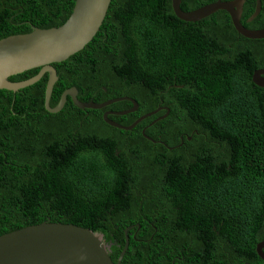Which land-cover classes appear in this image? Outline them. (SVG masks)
<instances>
[{"label": "trees", "instance_id": "1", "mask_svg": "<svg viewBox=\"0 0 264 264\" xmlns=\"http://www.w3.org/2000/svg\"><path fill=\"white\" fill-rule=\"evenodd\" d=\"M215 1L181 0L180 8ZM74 2L0 0V39L58 26ZM260 2L247 22L256 0H245L248 29L264 28ZM52 65L51 107L75 87L84 102L134 99L136 111L108 115L124 126L160 106L169 113L122 130L103 113L131 108L128 100L80 109L67 97L50 113L47 73L17 91L0 89V235L46 220L75 224L101 233L116 262L133 225L121 264H264L256 253L264 240V87L252 79L264 69V38L240 35L224 10L187 22L171 0H111L93 38ZM127 179L133 189L116 190Z\"/></svg>", "mask_w": 264, "mask_h": 264}, {"label": "water", "instance_id": "2", "mask_svg": "<svg viewBox=\"0 0 264 264\" xmlns=\"http://www.w3.org/2000/svg\"><path fill=\"white\" fill-rule=\"evenodd\" d=\"M110 1L75 0L70 15L62 24L47 29L33 27L28 33L0 39V89L17 91L34 84L47 73L44 107L50 113L60 111L69 97L80 109H102L117 101H130L132 107L127 110L103 113L104 122L117 129L131 130L140 121L161 110H165V113L155 118L149 125L165 118L169 108L160 106L141 115L128 126L121 125L109 119L108 115L112 113L124 115L136 111L138 104L134 99L124 96L101 103L84 102L77 98L78 91L75 87L65 89L54 107L49 104L53 86L58 78L52 64L67 59L93 38L104 20ZM180 2L181 0H171V7L174 14L183 21H199L218 10H224L229 14L235 30L240 35L249 39L264 38V28L248 29L240 22L245 0H216L191 11H183ZM260 9L261 2L256 0L254 12L247 22L252 21ZM38 67L39 71L30 78L21 81L8 79L10 76ZM252 79L257 85L264 87V69L255 70ZM145 129L142 130L143 136L155 143V140L144 133ZM132 227L133 225L124 229V247L116 262H113L109 256L110 246L104 242L101 233L75 224L46 220L1 234L0 264H121L129 245L127 231ZM263 248L264 240L256 245V253L264 262Z\"/></svg>", "mask_w": 264, "mask_h": 264}, {"label": "flooded vegetation", "instance_id": "3", "mask_svg": "<svg viewBox=\"0 0 264 264\" xmlns=\"http://www.w3.org/2000/svg\"><path fill=\"white\" fill-rule=\"evenodd\" d=\"M119 98V97H118ZM117 102H119V101H117ZM125 110H127V109H125ZM106 111H109V112H120V110H109V109H107ZM106 111H104V112H106ZM121 111H124V110H121ZM109 115H114V116H116V115H119V114H109ZM116 154H119V152H118V150L116 149ZM170 170H172V172H173V170L174 169H170ZM122 173H127V174H129V170L128 169H126L124 172H122ZM119 175L120 176V171L118 172V173H116L115 172V176L116 175ZM132 184V180L131 179H127L126 180V183H124V184H121V185H119L118 186V188L116 189V190H129V189H133V186L131 185ZM126 194L127 193H125V196H126ZM127 197V196H126ZM128 198V197H127Z\"/></svg>", "mask_w": 264, "mask_h": 264}]
</instances>
